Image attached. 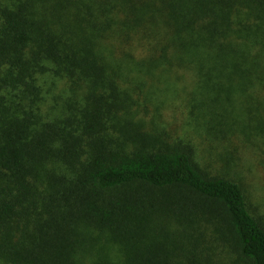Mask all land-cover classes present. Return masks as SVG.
Segmentation results:
<instances>
[{
	"label": "trees",
	"instance_id": "1",
	"mask_svg": "<svg viewBox=\"0 0 264 264\" xmlns=\"http://www.w3.org/2000/svg\"><path fill=\"white\" fill-rule=\"evenodd\" d=\"M171 105L264 148V0H0V264H264Z\"/></svg>",
	"mask_w": 264,
	"mask_h": 264
},
{
	"label": "rangeland",
	"instance_id": "2",
	"mask_svg": "<svg viewBox=\"0 0 264 264\" xmlns=\"http://www.w3.org/2000/svg\"><path fill=\"white\" fill-rule=\"evenodd\" d=\"M44 82L46 88L48 81ZM171 106L172 109L164 113L166 129L168 128L173 137L191 140L197 158L210 171L221 173L239 183L252 212L264 221V148L250 147L234 140L214 142L215 140L199 127L196 116L191 114L190 108L183 110L180 105V108Z\"/></svg>",
	"mask_w": 264,
	"mask_h": 264
}]
</instances>
